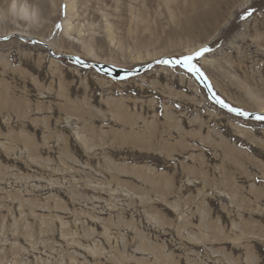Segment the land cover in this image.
<instances>
[{
	"label": "rangeland",
	"instance_id": "obj_1",
	"mask_svg": "<svg viewBox=\"0 0 264 264\" xmlns=\"http://www.w3.org/2000/svg\"><path fill=\"white\" fill-rule=\"evenodd\" d=\"M209 4L0 0V264H264V121L137 72L207 46L215 93L264 114V0L191 22Z\"/></svg>",
	"mask_w": 264,
	"mask_h": 264
},
{
	"label": "snow or ice",
	"instance_id": "obj_2",
	"mask_svg": "<svg viewBox=\"0 0 264 264\" xmlns=\"http://www.w3.org/2000/svg\"><path fill=\"white\" fill-rule=\"evenodd\" d=\"M255 9H248L245 12H243L240 16L241 20L247 19L250 17ZM212 49L204 46L197 50H193L187 54H183L180 57L174 59V60H164V61H158V63H165V64H171V65H179L182 68H184L188 73H191L194 77L197 79H203L206 81V86L209 87V90L211 91V85L210 83H207V76L203 72L199 61L205 56L206 53L211 52ZM79 62V60L77 61ZM213 98L215 99V102L220 104L221 107L227 108L228 111L235 113L237 116H244V117H250L253 114L250 112H247L241 108L233 107L232 105L225 102L222 98L217 96L215 93H213ZM255 119L259 121H264V114H257L255 115Z\"/></svg>",
	"mask_w": 264,
	"mask_h": 264
},
{
	"label": "bare ground",
	"instance_id": "obj_3",
	"mask_svg": "<svg viewBox=\"0 0 264 264\" xmlns=\"http://www.w3.org/2000/svg\"><path fill=\"white\" fill-rule=\"evenodd\" d=\"M234 1L235 0H210V4H209L210 8L207 11L203 12V14H202V16L200 18L196 16L195 18L191 19L192 20L191 22H195L196 23V21H197L198 23L210 24L211 22L215 21L217 18L221 17V15L225 12V10H227L228 8H230L232 6ZM13 6H15L14 3L11 4L10 9H9V13H11V14L14 12V10H12V9H14V8H12ZM21 8L22 9H21L20 12L18 10L19 16L20 17H24L25 16L24 18H26L27 15H28L27 8H25V7H21ZM68 25H69L68 27H70V24H68ZM11 32H13V31H11ZM11 32H8L9 36H12L13 33H11ZM13 35H16V34H13ZM131 139H132L130 141L131 144H136V143H139V141H141L138 136H134ZM26 143L30 144L27 141H26ZM25 146H26V144H25Z\"/></svg>",
	"mask_w": 264,
	"mask_h": 264
},
{
	"label": "water",
	"instance_id": "obj_4",
	"mask_svg": "<svg viewBox=\"0 0 264 264\" xmlns=\"http://www.w3.org/2000/svg\"><path fill=\"white\" fill-rule=\"evenodd\" d=\"M164 60H174V59H172V58H163V59H161V60H158V61H164ZM158 61H155V62H153V63H151V64H149V65H147V66H142L141 68H139L138 70H137V72H142V71H146V70H149L152 66H154V65H165V66H177V67H179V68H181V69H183L184 71H186L184 68H182L181 66H179V65H171V64H165V63H158ZM78 64L80 65V66H82V67H89L90 66V64H88V63H83V62H78ZM191 74V73H190ZM192 75V74H191ZM192 77L197 81V83L204 89V91H205V94H206V97H207V99L210 101V102H212V103H214V104H216L219 108H221V109H223V110H225V111H227V112H229V113H231V114H235V113H233V112H230V111H228V109L227 108H223V107H221L220 106V104H218V103H216L215 102V99L213 98V93H215V91H214V89L212 88V86H211V91L209 90V87H207L206 86V81H204L203 79H197L196 77H194L193 75H192ZM207 83H209V80L207 79ZM211 85V84H210ZM216 94V93H215ZM217 95V94H216ZM218 96V95H217ZM236 115V114H235ZM255 115H257V114H253L252 116H250V117H244V116H241L242 118H246V119H255ZM256 120V119H255Z\"/></svg>",
	"mask_w": 264,
	"mask_h": 264
}]
</instances>
